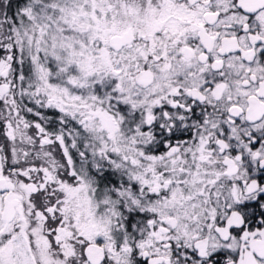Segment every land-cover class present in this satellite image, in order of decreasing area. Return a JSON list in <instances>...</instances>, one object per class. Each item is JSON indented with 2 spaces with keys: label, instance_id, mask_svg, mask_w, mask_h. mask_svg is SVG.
I'll return each mask as SVG.
<instances>
[{
  "label": "snow or ice",
  "instance_id": "snow-or-ice-1",
  "mask_svg": "<svg viewBox=\"0 0 264 264\" xmlns=\"http://www.w3.org/2000/svg\"><path fill=\"white\" fill-rule=\"evenodd\" d=\"M0 264H264V0H0Z\"/></svg>",
  "mask_w": 264,
  "mask_h": 264
}]
</instances>
